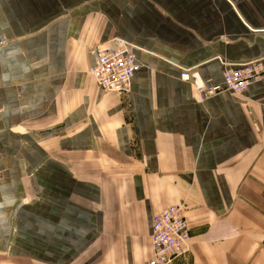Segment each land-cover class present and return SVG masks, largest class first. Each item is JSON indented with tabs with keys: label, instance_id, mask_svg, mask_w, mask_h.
<instances>
[{
	"label": "crops",
	"instance_id": "crops-1",
	"mask_svg": "<svg viewBox=\"0 0 264 264\" xmlns=\"http://www.w3.org/2000/svg\"><path fill=\"white\" fill-rule=\"evenodd\" d=\"M139 68L101 89L92 47ZM264 64V0H0V264H136L182 204L171 264H264V73L200 99L224 67Z\"/></svg>",
	"mask_w": 264,
	"mask_h": 264
},
{
	"label": "built area",
	"instance_id": "built-area-1",
	"mask_svg": "<svg viewBox=\"0 0 264 264\" xmlns=\"http://www.w3.org/2000/svg\"><path fill=\"white\" fill-rule=\"evenodd\" d=\"M90 53L93 65L89 72L96 84L105 91L127 93L130 78L140 66L135 59L133 46L123 40H116L113 46L104 49L94 46ZM263 73L264 64L252 60L235 67H224L222 82L217 85H206L197 73L188 69H183L180 77L190 81L198 97L204 99L223 89L242 94L251 83L258 81ZM189 239L184 206H168L151 219V258L136 264H171L175 258L188 254Z\"/></svg>",
	"mask_w": 264,
	"mask_h": 264
}]
</instances>
